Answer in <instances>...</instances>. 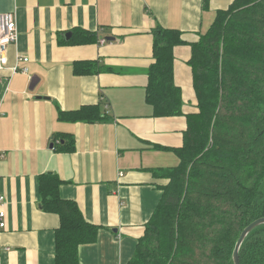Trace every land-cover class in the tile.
<instances>
[{"label": "crops", "instance_id": "0c3cea01", "mask_svg": "<svg viewBox=\"0 0 264 264\" xmlns=\"http://www.w3.org/2000/svg\"><path fill=\"white\" fill-rule=\"evenodd\" d=\"M233 1L0 0L18 34L0 70V264H56L60 220L41 209L38 188L47 174L96 228L78 247V264L133 259L167 184L161 171L179 165L173 150L187 128L184 116L156 117L147 103L155 33H181L174 80L191 113V45ZM15 66L27 72L13 74ZM80 110L95 117L79 120Z\"/></svg>", "mask_w": 264, "mask_h": 264}, {"label": "trees", "instance_id": "16d2710c", "mask_svg": "<svg viewBox=\"0 0 264 264\" xmlns=\"http://www.w3.org/2000/svg\"><path fill=\"white\" fill-rule=\"evenodd\" d=\"M257 1L234 0L191 45L197 103L186 115L173 70L181 33H155L147 103L156 117L184 116L187 128L181 146L173 150L179 165L161 171L167 184L128 264H207V248L211 264H232V235L241 232L230 217L248 213L256 185L264 178V0ZM83 112L73 116L88 122L95 117ZM60 185L52 174L39 179L40 207L59 216L56 264H78L77 249L93 239L96 228L75 203L59 197Z\"/></svg>", "mask_w": 264, "mask_h": 264}, {"label": "rangeland", "instance_id": "374dc122", "mask_svg": "<svg viewBox=\"0 0 264 264\" xmlns=\"http://www.w3.org/2000/svg\"><path fill=\"white\" fill-rule=\"evenodd\" d=\"M260 2L261 0L257 1V3H260ZM251 199H252V202L247 207V209H249L248 213L244 214L243 216H239V217L238 216L236 217L237 214L235 216L230 217V221L239 223L240 232L248 224H250V222H253L256 219H259L262 216L264 217V178H262L256 185V190ZM222 206L225 210H228L229 213H233V211L225 204H222ZM214 228L220 229L221 226L216 225ZM232 236L235 237V241H234V244H235L239 235H237V233L234 232ZM243 250L244 252L241 256L242 264H264V228L254 232L247 239L243 247ZM204 253L207 257L203 259V261H205L207 264H211L212 259L209 258L210 248H207L206 252Z\"/></svg>", "mask_w": 264, "mask_h": 264}, {"label": "built area", "instance_id": "2783aa9c", "mask_svg": "<svg viewBox=\"0 0 264 264\" xmlns=\"http://www.w3.org/2000/svg\"><path fill=\"white\" fill-rule=\"evenodd\" d=\"M18 40L17 27L15 17L13 13L0 14V70L7 66V51L10 46L16 45ZM102 44L106 43V40L101 41ZM27 62V58H19L17 62ZM12 73H26L27 69L19 70L16 66L13 67ZM5 197L0 194V230L5 229L6 213L3 209L5 205Z\"/></svg>", "mask_w": 264, "mask_h": 264}, {"label": "water", "instance_id": "95a60500", "mask_svg": "<svg viewBox=\"0 0 264 264\" xmlns=\"http://www.w3.org/2000/svg\"><path fill=\"white\" fill-rule=\"evenodd\" d=\"M71 37V34L65 35V39L68 40ZM108 42L113 41L112 38L106 39ZM264 226V218H259L254 220L253 222H250L240 233L234 249L232 251V264H240V250L242 248L243 243L246 241V239L249 237L251 233H253L255 230H257L260 227Z\"/></svg>", "mask_w": 264, "mask_h": 264}]
</instances>
